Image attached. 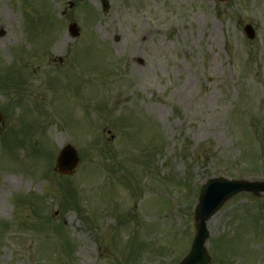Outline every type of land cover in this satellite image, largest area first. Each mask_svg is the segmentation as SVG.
<instances>
[{
  "label": "rangeland",
  "instance_id": "rangeland-1",
  "mask_svg": "<svg viewBox=\"0 0 264 264\" xmlns=\"http://www.w3.org/2000/svg\"><path fill=\"white\" fill-rule=\"evenodd\" d=\"M107 2L0 0V264H178L205 182L264 181V0ZM206 228L264 264V196Z\"/></svg>",
  "mask_w": 264,
  "mask_h": 264
},
{
  "label": "water",
  "instance_id": "water-1",
  "mask_svg": "<svg viewBox=\"0 0 264 264\" xmlns=\"http://www.w3.org/2000/svg\"><path fill=\"white\" fill-rule=\"evenodd\" d=\"M102 9L107 11L109 6L106 0H100ZM225 2L227 0H217ZM72 37L78 36V29L75 24L68 28ZM244 32L249 39H253L254 33L250 26L244 28ZM2 117L0 115V121ZM78 159L75 151L71 147H65L57 159V171L60 174H70L75 169ZM247 192L254 195H264V182L250 183L245 181H227L216 178L203 185L195 209L196 235L192 242L188 256L180 264H207L209 257L205 251V242L208 238L206 223L221 208V206L236 194Z\"/></svg>",
  "mask_w": 264,
  "mask_h": 264
},
{
  "label": "trees",
  "instance_id": "trees-1",
  "mask_svg": "<svg viewBox=\"0 0 264 264\" xmlns=\"http://www.w3.org/2000/svg\"><path fill=\"white\" fill-rule=\"evenodd\" d=\"M262 219V218H261ZM261 219H258L259 221L261 220ZM263 225V224H262Z\"/></svg>",
  "mask_w": 264,
  "mask_h": 264
}]
</instances>
